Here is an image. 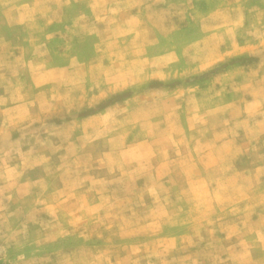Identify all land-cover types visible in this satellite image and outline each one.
<instances>
[{
    "label": "rangeland",
    "instance_id": "rangeland-1",
    "mask_svg": "<svg viewBox=\"0 0 264 264\" xmlns=\"http://www.w3.org/2000/svg\"><path fill=\"white\" fill-rule=\"evenodd\" d=\"M0 264H264V0H0Z\"/></svg>",
    "mask_w": 264,
    "mask_h": 264
}]
</instances>
